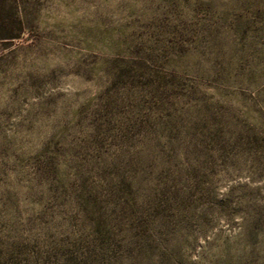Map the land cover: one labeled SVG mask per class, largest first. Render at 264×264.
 Wrapping results in <instances>:
<instances>
[{
	"label": "rangeland",
	"instance_id": "1",
	"mask_svg": "<svg viewBox=\"0 0 264 264\" xmlns=\"http://www.w3.org/2000/svg\"><path fill=\"white\" fill-rule=\"evenodd\" d=\"M1 22L0 264H264V0H0ZM159 193L149 247L98 244L96 215Z\"/></svg>",
	"mask_w": 264,
	"mask_h": 264
},
{
	"label": "trees",
	"instance_id": "2",
	"mask_svg": "<svg viewBox=\"0 0 264 264\" xmlns=\"http://www.w3.org/2000/svg\"><path fill=\"white\" fill-rule=\"evenodd\" d=\"M7 27L5 23H0V29H4ZM19 33L15 32L11 36H18ZM123 178V177H122ZM123 182V181H121ZM122 187L125 185L124 183H121ZM118 189V188H117ZM122 189V188H121ZM122 190H127L126 186ZM112 194L115 193L112 188ZM128 192V190H127ZM162 193H159L155 197H153L151 200L146 199L142 206L144 210H147L149 214H143L141 213L144 211L143 209L140 211H135L131 205H124L123 210H126L127 208L129 211H126L124 214H119L118 212L115 213L112 216H103V215H96L93 219L94 221V231L100 235H103L104 238L101 239V241H98V244H101L103 247L109 246L108 244L112 243V246H121L122 243H129L130 245H133L135 248H147L151 245L149 237L151 236V230L157 228L159 225L157 223L156 217L158 215H162V211H166V207L169 206L168 199H161L160 195ZM128 196V195H127ZM187 208V206H181L180 209ZM141 212V213H140ZM134 213V214H133ZM140 213V214H139ZM139 214V215H137ZM137 215V216H136ZM150 215V216H149ZM153 216V217H152ZM107 224L114 227L116 231L121 236L119 241H116V239H110L108 236V230H107ZM165 225H160L162 228L169 227L168 225L170 223H163ZM129 239H126L127 237ZM126 237V238H125Z\"/></svg>",
	"mask_w": 264,
	"mask_h": 264
}]
</instances>
